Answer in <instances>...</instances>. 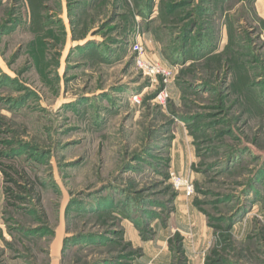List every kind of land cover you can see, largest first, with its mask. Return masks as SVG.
Instances as JSON below:
<instances>
[{"label":"rangeland","instance_id":"rangeland-1","mask_svg":"<svg viewBox=\"0 0 264 264\" xmlns=\"http://www.w3.org/2000/svg\"><path fill=\"white\" fill-rule=\"evenodd\" d=\"M190 241L264 264V0H0V264H187Z\"/></svg>","mask_w":264,"mask_h":264},{"label":"built area","instance_id":"built-area-1","mask_svg":"<svg viewBox=\"0 0 264 264\" xmlns=\"http://www.w3.org/2000/svg\"><path fill=\"white\" fill-rule=\"evenodd\" d=\"M131 50L137 55L134 62L136 67L143 74V76H146L153 81L159 78V80H161V82L164 84V89L157 96V99L163 102L168 97L167 92L165 90L166 86L168 85L169 81L173 78L174 74L170 70L159 65L158 63H151L146 61L143 58L144 49L142 47V44L137 39L135 40V42H133ZM134 100H137V97H134ZM171 180L175 190L183 188L187 196L193 193V187L187 181L182 180L181 178L175 176L172 173Z\"/></svg>","mask_w":264,"mask_h":264},{"label":"crops","instance_id":"crops-1","mask_svg":"<svg viewBox=\"0 0 264 264\" xmlns=\"http://www.w3.org/2000/svg\"><path fill=\"white\" fill-rule=\"evenodd\" d=\"M183 160H184V158H183V154H181V156H180ZM182 160V161H183ZM178 166V165H177ZM176 170L178 171V167H176ZM182 171V170H181ZM177 173H179V174H181V172H177ZM188 224H190V226H193V225H195V223L194 222H192L191 221V219H189L188 220ZM185 242V241H184ZM206 242V241H205ZM190 243L192 244V241H190ZM196 243H198L199 244V240L197 239V242ZM191 244H189L188 245V242H187V246H186V244H185V246H186V252H185V255H186V259H187V264H200V253L199 252H197L196 251V249H193L194 248V244H195V242H194V244H192V249L190 248L191 247ZM198 255H199V257H198ZM157 257V255H155L154 257L153 256H151L150 258H149V260L147 261V263L146 264H151L152 262H154V258L155 259H157L156 261H157V263H156V261H155V264H159V262H158V257ZM135 264V263H134Z\"/></svg>","mask_w":264,"mask_h":264},{"label":"trees","instance_id":"trees-1","mask_svg":"<svg viewBox=\"0 0 264 264\" xmlns=\"http://www.w3.org/2000/svg\"><path fill=\"white\" fill-rule=\"evenodd\" d=\"M107 209H109V207L107 206ZM181 250V249H180ZM179 253H182L181 251H179Z\"/></svg>","mask_w":264,"mask_h":264}]
</instances>
